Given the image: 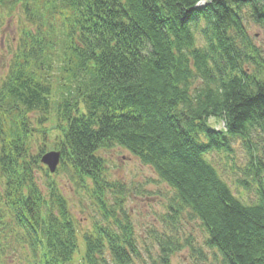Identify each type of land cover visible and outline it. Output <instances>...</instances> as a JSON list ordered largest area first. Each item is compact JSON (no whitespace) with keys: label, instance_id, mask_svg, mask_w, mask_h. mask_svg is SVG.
<instances>
[{"label":"trees","instance_id":"obj_1","mask_svg":"<svg viewBox=\"0 0 264 264\" xmlns=\"http://www.w3.org/2000/svg\"><path fill=\"white\" fill-rule=\"evenodd\" d=\"M200 1L0 0L8 12L21 6L36 25L23 30L0 85V259L12 238L21 250L28 248L27 264H74L79 237L86 264H106V253L114 264H130L135 253L124 217L119 234L94 224L79 236L40 162L50 142L61 155L59 170L79 188L90 182L103 211L107 183L99 153L119 146L176 190L206 229V246L221 264H264L261 184L258 201L245 205L205 159L231 151L233 138L264 132V61L245 28L246 21L264 28V0L197 6ZM198 29L202 49L195 48ZM50 52L58 53L56 64ZM246 64L256 70L247 71ZM56 65L68 87L52 103ZM194 79L200 85L191 90ZM53 109L60 113L53 127L58 133L43 129L37 139L28 115L38 114L43 127ZM210 118L223 122L224 130L212 129ZM33 140L42 142L35 154ZM252 165L260 172L259 160ZM36 170L47 178V195ZM170 251V243L162 244L163 264Z\"/></svg>","mask_w":264,"mask_h":264},{"label":"rangeland","instance_id":"obj_2","mask_svg":"<svg viewBox=\"0 0 264 264\" xmlns=\"http://www.w3.org/2000/svg\"><path fill=\"white\" fill-rule=\"evenodd\" d=\"M35 28L36 25L28 20L21 6H16L11 12L3 11L0 7V85L9 73L10 63L23 30ZM245 28L259 58L264 61V28L252 21H246ZM194 38L195 48L202 49L205 43L199 29L195 31ZM49 55L56 64L58 53L50 52ZM243 68L252 72L256 70L255 66L249 64ZM60 73L57 65L54 66L53 75H50L53 84L52 103L59 102L61 91L68 87L64 80H60ZM191 84L192 90L198 87L200 82L194 79ZM59 114L53 109L49 114L50 120L43 127L37 124L38 114L28 115L31 128L39 132L37 139H41L40 132L43 129L48 130L49 136L58 133L53 127ZM9 122L8 119L4 121L5 128H8L6 123ZM208 125L215 130H224L223 122L214 118L208 119ZM34 142L33 140L31 143L32 154H35L36 146L42 144L41 140L38 145ZM45 147L48 148L47 153L53 150L50 142ZM230 147L231 151L211 152L205 159L214 167L236 198L245 205L254 204L259 198L260 184L264 190V132H252L250 137L244 140L233 138ZM99 155L104 163L103 173L107 183L104 196L101 197L104 206L108 207L105 210L108 211L107 215L96 201L90 182L79 188L71 181L70 173L58 168L55 174H51V180L57 184L66 200L69 214L77 221L79 236L90 230L94 224L108 226L119 234L118 221L124 217L128 222L135 250V253H130V264H163L161 260L164 253L161 252V246L167 243L171 246L167 264H221V257L217 252L206 246L208 233L201 222L189 207L180 203L176 190L160 180L149 165L143 164L135 155L119 146L104 149ZM256 160L261 162L260 172L252 165ZM42 167L45 168L43 165ZM35 177L38 186L44 195H47V178L43 171L36 170ZM108 214H112L115 220L110 219ZM106 217L108 219H105ZM3 247L5 256L0 259V264H27V261L31 260L28 248L21 250L15 238ZM84 257V244L79 237L73 263L86 264ZM105 257L106 264H114L107 253Z\"/></svg>","mask_w":264,"mask_h":264},{"label":"water","instance_id":"obj_3","mask_svg":"<svg viewBox=\"0 0 264 264\" xmlns=\"http://www.w3.org/2000/svg\"><path fill=\"white\" fill-rule=\"evenodd\" d=\"M59 162H60V153L55 151L44 154L41 158V163L47 167V169L51 174H53L56 171Z\"/></svg>","mask_w":264,"mask_h":264},{"label":"bare ground","instance_id":"obj_4","mask_svg":"<svg viewBox=\"0 0 264 264\" xmlns=\"http://www.w3.org/2000/svg\"><path fill=\"white\" fill-rule=\"evenodd\" d=\"M198 6H200V3H198Z\"/></svg>","mask_w":264,"mask_h":264}]
</instances>
